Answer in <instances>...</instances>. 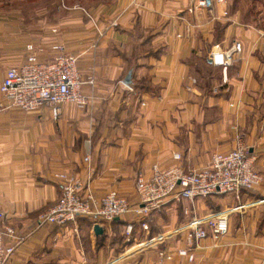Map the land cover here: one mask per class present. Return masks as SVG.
<instances>
[{
	"label": "crops",
	"instance_id": "crops-1",
	"mask_svg": "<svg viewBox=\"0 0 264 264\" xmlns=\"http://www.w3.org/2000/svg\"><path fill=\"white\" fill-rule=\"evenodd\" d=\"M195 1L0 0V86L29 45L49 60L57 43L95 83L83 87L91 105H63L58 120L49 108L0 115V227L24 238L13 264H264V183L239 195L170 201L145 220L147 231L131 215L109 223L83 217L78 231L39 227L38 217L60 200L59 172L89 184L97 199L115 191L136 203L139 174L156 165L200 170L242 145L264 176V0H226L210 11ZM235 42L243 50L233 65L214 66L211 54ZM129 77L132 91L123 85ZM225 211L228 235L189 246L192 219ZM159 235L163 243L148 244Z\"/></svg>",
	"mask_w": 264,
	"mask_h": 264
},
{
	"label": "built area",
	"instance_id": "built-area-1",
	"mask_svg": "<svg viewBox=\"0 0 264 264\" xmlns=\"http://www.w3.org/2000/svg\"><path fill=\"white\" fill-rule=\"evenodd\" d=\"M220 4H226V0H197L194 8L210 11ZM98 33L103 38L106 30H99ZM52 50L55 52L52 59L41 60L39 55L42 49L31 44L27 47L29 55L26 61L7 70L0 86V115L10 108L26 113L49 108L53 119L58 120L63 105H76L81 109L91 105L93 98L83 92V87L94 86V79L81 78L79 58L71 54L64 44H54ZM242 50V43L235 42L226 52H213L210 59L214 66L226 68L233 65L235 56L241 54ZM125 87L133 90L127 85ZM174 158L181 160L179 154ZM89 159L87 157L86 162ZM55 178L60 183L61 197L52 209L38 217L39 227L46 224L61 227L73 224L75 231H78V219L83 217L109 223L127 215L140 220L143 230L147 231L149 225L145 220L170 201L193 202L216 195H239L243 191H254L264 183V176L255 171L249 149L242 145L227 153L213 155L211 162L200 170L185 171L179 166L162 169L156 165L150 174H139L136 203H131L115 191L97 199L90 185L71 173L59 172ZM229 216L228 211H225L204 219H192L186 226L189 246L198 245L209 237L219 239L228 235ZM2 220L3 215L0 214ZM126 233L132 235V224L127 226ZM165 240V235H159L148 244L163 243ZM23 241L24 238L12 226L3 224L0 227V264H13V257ZM177 254L190 262L195 261V255L187 249H179ZM160 256L165 260L172 259L169 253L161 252Z\"/></svg>",
	"mask_w": 264,
	"mask_h": 264
},
{
	"label": "water",
	"instance_id": "water-1",
	"mask_svg": "<svg viewBox=\"0 0 264 264\" xmlns=\"http://www.w3.org/2000/svg\"><path fill=\"white\" fill-rule=\"evenodd\" d=\"M130 82H131V78L130 77L127 78L126 80H124L125 85H127L130 88H133L132 83H130ZM94 232H95L96 235H102L104 231L99 225H96L95 229H94Z\"/></svg>",
	"mask_w": 264,
	"mask_h": 264
},
{
	"label": "rangeland",
	"instance_id": "rangeland-1",
	"mask_svg": "<svg viewBox=\"0 0 264 264\" xmlns=\"http://www.w3.org/2000/svg\"><path fill=\"white\" fill-rule=\"evenodd\" d=\"M9 6H11V7H13V8H15L16 6H17V1L16 2H12V3H10L9 4ZM1 7V6H0ZM144 248V247H143ZM143 248H140V249H143ZM146 248V247H145ZM139 249V250H140ZM187 259V258H186ZM189 261V260H188Z\"/></svg>",
	"mask_w": 264,
	"mask_h": 264
}]
</instances>
